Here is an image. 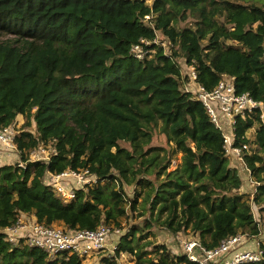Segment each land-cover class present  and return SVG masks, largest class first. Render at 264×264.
Wrapping results in <instances>:
<instances>
[{"label":"trees","instance_id":"16d2710c","mask_svg":"<svg viewBox=\"0 0 264 264\" xmlns=\"http://www.w3.org/2000/svg\"><path fill=\"white\" fill-rule=\"evenodd\" d=\"M159 39L174 45L172 54ZM137 44L147 51L143 61L131 52ZM180 59L195 66L205 89L231 77L238 93L264 103V0H0V126L25 119L16 139L23 164L0 166V228L28 212L46 226L124 230L145 195L138 217H149L131 225L116 248L117 257L131 254L134 264H191L149 240L153 228L189 231L207 248L260 233V114L238 119L235 131V146L255 147L244 149L243 159L255 199H263L257 216L223 132L182 88L189 77ZM158 127L182 154L174 170L173 153L152 145ZM41 144L53 151L49 163L30 160ZM67 169H88L99 182L66 203L45 179ZM83 263L77 254L51 258L44 249L12 246L0 234V264Z\"/></svg>","mask_w":264,"mask_h":264},{"label":"built area","instance_id":"2783aa9c","mask_svg":"<svg viewBox=\"0 0 264 264\" xmlns=\"http://www.w3.org/2000/svg\"><path fill=\"white\" fill-rule=\"evenodd\" d=\"M156 42L164 48L165 55L172 54L173 44L167 43L164 39ZM131 52L141 61L147 56L142 44L135 45ZM187 70L186 76L190 82L196 84V92L192 89L187 91L192 92L203 104L211 121L223 132L226 155L228 158L240 159L245 165L244 149L249 150V147L235 146L236 123L238 119L246 120L260 114V120L264 124V103L254 99L250 93H238L231 77L220 80L214 89L207 90L198 84L195 66L188 64ZM20 131L17 123L8 127L0 126V166L15 162L23 164L20 152L16 148V139ZM52 153L48 145L41 144L31 151L30 160L49 163ZM247 171L250 176L248 168ZM45 182L68 203L75 199L77 190L88 191L98 184L99 179L88 169H67L60 173L47 172ZM121 231L113 230L106 224H101L94 230H71L58 224L46 226L40 224L35 215L28 212L22 213L14 224L0 228V234H4L5 240L12 246L23 243L28 247L44 249L51 258L69 253L77 254L84 261L95 257L100 262L104 258L119 260L122 257L116 255L119 240L113 238L114 234L119 236ZM179 235L177 234L180 251L173 250L171 253L186 256L191 264H253L264 261L261 241L253 243L252 237L248 234L224 239L215 248L202 246L196 238L184 240Z\"/></svg>","mask_w":264,"mask_h":264},{"label":"rangeland","instance_id":"374dc122","mask_svg":"<svg viewBox=\"0 0 264 264\" xmlns=\"http://www.w3.org/2000/svg\"><path fill=\"white\" fill-rule=\"evenodd\" d=\"M240 4H244L246 6H248V3H245L243 1H239ZM180 26H188L189 25V22H181L179 24ZM166 40V39H165ZM166 42L168 43V41L166 40ZM229 44H232V43H229ZM233 46H236L235 44H232ZM182 67H183V76H186L187 72H188V64L186 63L185 59H180L179 60ZM182 88L184 90H187V89H193L195 92H196V84L190 82V80H184L183 81V86ZM194 92V93H195ZM37 107H34V109L36 110ZM25 123V119L23 116H19L17 118V126L19 128H22L23 124ZM30 131L34 130V125L33 127H31L29 129ZM253 134H254V131H250L249 132V138H253ZM123 145H125L123 143ZM152 145L153 146H163L165 148H167L168 150H170L172 153H173V161H172V165H171V168L169 171L171 170H174L181 162V157H182V154H179L176 152L175 150V145H173L172 143H169L168 140H167V137L161 133L160 131V128H156L155 129V132H154V138H153V142H152ZM250 150H252V152L254 151L255 147L254 146H248ZM230 159V162H234V157L232 158H229ZM14 160V158H13ZM237 162H240V165H236L233 163V165H236L240 170L241 172L245 173L246 172V178L244 179V182L247 183V187L248 189L251 190L250 193H244L247 197H245L246 200H248L250 203H253V211L255 212V214L258 216V210H259V207L262 203V200L263 199H255V194H256V191H255V185H253L251 183V180H250V176L248 174V171H247V167L246 165H244L240 159H235ZM3 162L5 160H2ZM232 165V164H231ZM126 191H127V194L131 197V198H135V195H134V191H133V188L132 187H127L126 188ZM245 189L243 188L242 189V192H244ZM142 192V191H141ZM145 198V195L143 198L139 199V205H138V210L132 215H130V218L128 220H126L124 223H123V227H124V230L121 231V234L118 236L116 234L113 235V238L115 240H120V236L123 235V234H126L127 233V230L128 228L131 226V225H141V223L143 222L144 219L148 218L149 217V213H146L143 217H138V212L141 211V208H142V205H143V200ZM129 207V206H128ZM133 216V217H131ZM146 234V232H145ZM150 239L149 240H153L155 241L156 243L158 244H165L168 248H171V247H177L178 246V249L179 250H174V249H170L171 251H176V252H179L180 251V241L178 240L177 238V235H173L172 233H170L169 231L165 230V229H160V228H153L151 231H150ZM252 237V242L253 243H257L258 240L260 241H264V229L261 230L260 233H252V234H248ZM182 239L184 240H192V238H194V235L193 233L191 232H187V233H180L179 235ZM120 237V238H118ZM177 249V248H176ZM126 255H131V254H123V256ZM132 256V255H131ZM133 257V256H132ZM122 257H120L121 259ZM133 261V260H132ZM131 261H129V259H126V258H123V261H121V264H130ZM83 264H92L91 262L89 261H84ZM94 264H106L103 260L102 262L100 261H96ZM120 264V263H119ZM134 264V262H133Z\"/></svg>","mask_w":264,"mask_h":264},{"label":"crops","instance_id":"0c3cea01","mask_svg":"<svg viewBox=\"0 0 264 264\" xmlns=\"http://www.w3.org/2000/svg\"><path fill=\"white\" fill-rule=\"evenodd\" d=\"M193 90V89H192ZM236 158H234V164H236V165H240V162H237L236 160H235ZM233 163L231 162V166L232 167H235V168H237L238 170H239V173H240V176L243 178V180L246 178V172L244 173H242L241 172V170L236 166V165H233ZM243 175V176H242ZM250 180H251V183L254 185V182L252 181V179H251V177H250ZM245 189V191H244V193H250L251 192V190L250 189H248V187H247V183L246 182H244V184H243V186H242V188H241V190L242 189ZM193 239H195V238H193ZM177 248V249H176ZM169 249H174V250H179L178 249V246L177 247H171V248H169ZM122 256V258L121 259H119L118 260V262L121 264V261H123V258H126V259H129V261H131L130 262V264H133V257L131 256V255H128V256H126V255H121ZM85 261H89V262H91L92 264H94L96 261H98L95 257H93V258H91V259H88V260H85Z\"/></svg>","mask_w":264,"mask_h":264}]
</instances>
